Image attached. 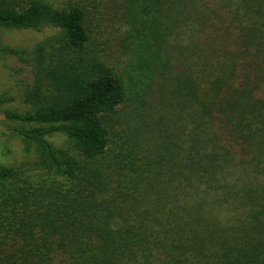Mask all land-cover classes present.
Here are the masks:
<instances>
[{
    "label": "trees",
    "instance_id": "16d2710c",
    "mask_svg": "<svg viewBox=\"0 0 264 264\" xmlns=\"http://www.w3.org/2000/svg\"><path fill=\"white\" fill-rule=\"evenodd\" d=\"M56 1L0 0L56 29L0 44L38 170L0 164V264H264V0Z\"/></svg>",
    "mask_w": 264,
    "mask_h": 264
},
{
    "label": "rangeland",
    "instance_id": "374dc122",
    "mask_svg": "<svg viewBox=\"0 0 264 264\" xmlns=\"http://www.w3.org/2000/svg\"><path fill=\"white\" fill-rule=\"evenodd\" d=\"M56 2L62 3L63 0ZM95 10L96 16L92 22L103 25L101 12ZM55 31L56 29L52 27H44L40 31L2 28L0 44L30 51L37 42ZM31 81L30 67L21 63L15 56L4 53L0 49V164L27 169L29 173H36L38 171L35 167L36 151L33 147L28 151L25 150L21 137L13 131L14 127L21 126L22 123L5 116L7 110L24 112L30 109V105L24 101V91L26 84ZM25 125L30 127L29 124ZM48 139L56 147L67 148L69 146L67 137L62 132H54L48 135Z\"/></svg>",
    "mask_w": 264,
    "mask_h": 264
}]
</instances>
